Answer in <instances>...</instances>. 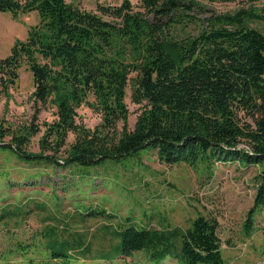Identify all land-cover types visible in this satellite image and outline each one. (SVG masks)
<instances>
[{
    "label": "trees",
    "instance_id": "trees-1",
    "mask_svg": "<svg viewBox=\"0 0 264 264\" xmlns=\"http://www.w3.org/2000/svg\"><path fill=\"white\" fill-rule=\"evenodd\" d=\"M229 1L234 0H139L135 8L132 1L122 0L98 2L93 11L66 0H0V11L39 15L25 40H16L0 59V84L14 85L24 62L32 73L34 99L55 104L57 119L47 124L41 151L56 154L68 132L75 135L60 161L21 149L35 127H26L25 136L0 123V147L29 163L55 165H93L144 147L167 163L258 165L254 203L246 219V227H251L255 209L264 205V31L248 22H264V9L211 12L196 36L178 35L188 21L196 20V13L210 12L209 3ZM128 83L132 102H145L131 130L124 101ZM90 95L91 105L101 113L93 129L74 119L76 108ZM6 136L15 145L1 143ZM31 208L48 212L55 224L44 231L55 238L42 245L45 259L27 264H67L71 252L91 258V241L102 261L132 257L142 250L156 264L168 258L176 264H229L220 251L216 219L202 214L184 229L128 225L110 230L103 224L95 237V229L65 234L56 221L67 225L76 218L86 223L93 217H113L110 213L85 209L60 220L34 201L26 209L0 212V220H25Z\"/></svg>",
    "mask_w": 264,
    "mask_h": 264
},
{
    "label": "rangeland",
    "instance_id": "rangeland-1",
    "mask_svg": "<svg viewBox=\"0 0 264 264\" xmlns=\"http://www.w3.org/2000/svg\"><path fill=\"white\" fill-rule=\"evenodd\" d=\"M66 1L96 11L98 2L119 4L122 0ZM130 1L138 8L139 0ZM250 6L264 9V0L209 3L210 12L196 13V20L188 21L178 35L196 36L204 26V18L211 12L224 13ZM38 22L37 11L21 12L15 16L9 11H0V59L10 53L16 40H25L28 30ZM248 24L264 31V22L251 20ZM33 91L32 73L23 62L14 85L3 87L0 84V123L23 135L28 133L26 127H35L37 130L21 149L54 155L52 159L62 161L75 135L68 132L65 144L56 154L52 150L41 151L47 124L57 119V113L55 104L36 101ZM93 100L91 95L88 96V102L84 101L76 108L74 117L77 123L90 129L101 121V113L91 105ZM124 101L128 110V129L131 130L145 102H132L129 83ZM240 115L242 120L249 121L244 113ZM2 142L15 145L11 136L4 137ZM259 170L258 165L238 161L167 163L148 147L120 158H106L93 165H55L50 161L29 163L12 150L0 147V212L21 206L26 209L38 201L48 207L50 215L57 214L56 219L60 220H63V215L75 216L85 209L110 213L113 217H93L86 223L76 218L69 219L67 225L56 221L57 227L65 228V234H85L86 230L95 229L94 237L101 233L103 224L110 230L128 225L160 230L184 229L198 214H202L216 219L220 251L226 262L264 264V205L255 209L252 223L249 222L251 227H246L247 213L254 203L255 176ZM58 204L61 207L56 210ZM47 215L44 210L31 208L25 220H0V260L27 264L29 260L45 259L47 252L42 245L55 238L52 232L47 236L44 231L55 224ZM97 241L99 237L94 240L95 243ZM91 242V258L77 257L71 252L67 264H156L148 260L142 250L136 251L132 257L102 261ZM20 244L25 248L19 249ZM158 264L176 262L168 258Z\"/></svg>",
    "mask_w": 264,
    "mask_h": 264
}]
</instances>
